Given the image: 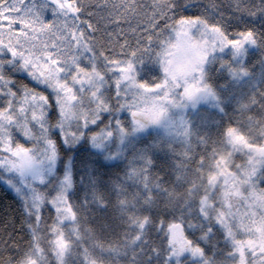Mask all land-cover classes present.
<instances>
[{
  "label": "snow or ice",
  "instance_id": "snow-or-ice-1",
  "mask_svg": "<svg viewBox=\"0 0 264 264\" xmlns=\"http://www.w3.org/2000/svg\"><path fill=\"white\" fill-rule=\"evenodd\" d=\"M242 2L236 0V12L253 20L264 17V0L255 6L241 7ZM148 3L151 10L143 13L147 18L143 27L149 33L143 41L147 47H141L142 40L138 37L136 49L123 53L125 58L117 59L106 54V45L95 35L100 28L90 18L104 21L105 29L116 25L115 32L107 33L111 41L114 36L124 33L120 27L122 20L129 21L141 15L140 0H0V96L7 98L0 107V182L7 184L24 202L26 225L31 234L28 251L19 258L0 261V264H40L44 260L41 240L45 230L50 236L48 244L60 264H64L65 255L81 239V209L87 208L90 202L104 206L91 166H86L81 177V183L87 179L86 187H91V201L87 194L80 204L73 199V158L63 160L60 143L53 133L60 135L66 149H76L84 143L105 161L121 160L127 149L134 148L139 139L137 134L143 132L137 116L145 94L151 93L154 99L179 110L180 114L172 115L167 123V135L175 131L188 143L189 121L184 114L189 107L184 101L188 86L170 83L166 69L164 78L152 85L137 80L135 63L144 60L140 53L154 56L163 64L162 56L171 38L164 35L155 41V45H160L159 49L153 47L152 33L160 21L165 23L167 33L178 34L181 29L190 30L192 34L197 31L195 37L207 52L206 62L197 70L193 86L203 91L206 100H219L207 78L206 65L213 53L231 47L236 54H246L249 45L264 49V32L255 26L248 27L247 21H241L245 24L244 31L229 33L223 13L221 19L210 22L204 16L173 15L179 7L177 0H148ZM49 13L51 18H47ZM85 16L89 19L83 18ZM235 19L240 20V16ZM140 27L137 19L135 27L130 25V31L136 34ZM161 31L163 33L164 29ZM107 47L110 48V44ZM124 47L127 42L121 45ZM223 65H227L232 76L242 79L249 88L264 86V63L258 75H252L241 61L231 64L223 61ZM6 69L25 73L49 89L51 100L48 95L21 85L22 95L17 104L18 94L12 90L16 82L6 74ZM113 84L115 106L111 98L105 96ZM251 102L255 103L254 97ZM216 106L220 107L219 103ZM54 108L57 117L53 123L48 113ZM220 111L224 112V109L220 107ZM104 112L113 116L127 113L130 128H126L120 118H115L101 132L89 133L90 126L96 125ZM259 123L264 125V121ZM14 129L30 144L17 141ZM251 132V126L247 131L229 126L223 134L221 147L212 148L208 157L210 162L206 164L203 156L196 161L194 171L199 184L195 180H186V164L178 165L177 183L190 185L185 189L186 198L180 215L160 219L154 224L149 215H136V203L120 199L121 211L129 213V226L137 230L127 243L137 245L140 242L143 253L147 230L155 227L166 244L163 250L151 249V255L147 257L150 264H217L201 245L215 247L219 242L217 234H220L230 249L227 256L231 264H264V188L260 187L264 182V127L260 129L259 140ZM113 144L117 145L114 151ZM145 152L141 150L137 157L145 162V166L132 168L127 175L138 182L143 193L142 196L137 193V203L150 209L157 198L171 201L177 199L178 194L176 188L167 186L161 177L149 178L148 167L152 161ZM237 153L246 158L245 164L234 162ZM183 155L186 161H191L187 152ZM58 167L63 168L62 174ZM241 206L245 208L243 212ZM47 207L53 208L55 213L51 224L44 218ZM136 256L133 248V264H139ZM89 264H97V261L92 259Z\"/></svg>",
  "mask_w": 264,
  "mask_h": 264
},
{
  "label": "trees",
  "instance_id": "trees-1",
  "mask_svg": "<svg viewBox=\"0 0 264 264\" xmlns=\"http://www.w3.org/2000/svg\"><path fill=\"white\" fill-rule=\"evenodd\" d=\"M118 2V0H115ZM179 7L173 15L195 18L204 16L210 22H215L223 19L229 25L228 32L235 33L245 30V24L241 21H247L248 27L255 26L261 32H264V17H257L255 20L246 15H241L235 11L237 7L236 0H177ZM260 3V0H243L241 7L255 6ZM141 15L138 18H130L129 21H121L120 27L124 33L120 36H114L111 41L107 36L108 32H115L116 25H109L105 29L104 21L97 22L96 17H91L92 22L100 28V32L95 33L100 43L105 44L106 54L112 55L114 58H125L123 53L130 52L136 49V40L138 37L142 40L141 47H147V33L143 27L147 18L143 15L144 12L151 10V5L148 0H140ZM47 18L50 13L46 14ZM240 16V20L235 17ZM89 19V17H83ZM139 19L141 27L136 34L130 31V25L135 27ZM171 23V21H168ZM162 29L164 32L162 33ZM171 31L167 33L166 25L160 21L159 27L155 28L153 35V47L159 49L160 45L156 44L157 39H162L164 35L169 36ZM143 33V36L140 34ZM230 38H234L230 35ZM127 42V47L121 48V45ZM110 44V48L107 45ZM119 53V55H117ZM143 56V63H135L138 68L140 82H147L152 85L165 76L160 62L154 56L140 53ZM264 56V49L256 46L251 47L246 55L244 65L249 72L255 73ZM230 59V54L227 55ZM225 58V57H224ZM206 69L208 71V82L212 85L219 100L200 102L195 108L191 106L184 110L186 119L191 122L188 131L190 136L188 143L177 133L173 132L176 137L171 140L167 136H163L161 132L150 133L147 136L141 137L135 142L134 148H129L123 159L118 161H105L102 156L96 154V150L91 149L89 144L82 143L76 149H66L58 136L56 140L60 143V152L63 160L68 156L73 158V172L75 187V195L73 199L77 204H80L87 194L91 201V187L88 185L87 179L81 183V177L84 175L86 166H91L93 175L96 178V188L99 194L104 198V206H96L89 203L87 208H82L80 211V233L81 239L77 241L69 254L64 257V264H89V261L94 259L97 264H133L132 250L136 249V260L139 264H150L147 257L151 255L153 247L163 250L166 244L161 233L155 228L147 230L146 241L143 244L144 252H140V242L137 245L127 243L132 236L135 235L136 229L129 226L127 216L129 213L122 212L119 206L120 199H127L132 203H136V215H149L154 224H157L160 219L168 220L173 216L180 215V209L183 206L185 189L190 185L186 182L177 183L175 177L178 174L177 168L181 163L186 164L185 175L187 181L195 180L200 183L194 169L196 161L202 156L205 158V163L210 161L208 157L211 154L212 148H220L223 141V134L229 126L240 127L247 131L252 127L251 135L260 139V129L264 127L260 121H264V86L258 89H251L245 86V83L234 81L228 68H222V60L218 58L214 60L209 57ZM6 74L11 77L16 83L12 85L13 91L19 95L21 93V85H27L28 88L35 92H40L48 95L51 100L50 92L34 83L24 73L8 71ZM107 96L113 99V88H109ZM255 98V103H252V98ZM6 97L0 96V107H3L6 102ZM114 100V99H113ZM113 104V101H111ZM54 104V101H52ZM224 112L220 111V107ZM247 105V107H244ZM192 109H195L193 111ZM178 116L180 113L173 110ZM179 111V110H178ZM107 116L110 113L106 112ZM105 113H102L99 122L95 127H90L89 132L96 131L103 124ZM57 115L55 108L51 111V117ZM249 117L252 120H249ZM255 122V123H254ZM160 131H164L162 128ZM171 138V137H169ZM141 150H146L145 155L151 159L152 163L148 167V175L150 179L161 177L166 185L175 187L178 198L167 201L162 198H157L156 204L146 209L142 204L137 203L139 197L143 195L140 186L136 180L129 179L128 173L132 168L139 169L145 166V162L138 159ZM187 152L191 157V161H186L184 153ZM235 163L245 164L246 159L241 153L234 155ZM231 170V169H230ZM63 168L59 167L58 172L62 173ZM264 188V182L260 184ZM245 210L244 206L240 207V211ZM44 218L48 224L52 223L54 212L51 208L45 210ZM27 217L24 210V202L20 197L9 189L3 182H0V261H6L8 258H19L29 250V241L31 234L26 225ZM191 235V234H190ZM196 235H199L197 233ZM50 236L47 230L42 233L41 247L44 249V260L41 264H60L54 252H50L52 247L48 244ZM219 241L215 247L208 244H202L206 253L212 256L217 261V264H231L230 258L227 256L229 247L224 243L223 236L217 234ZM116 249L109 251L108 249Z\"/></svg>",
  "mask_w": 264,
  "mask_h": 264
},
{
  "label": "clouds",
  "instance_id": "clouds-1",
  "mask_svg": "<svg viewBox=\"0 0 264 264\" xmlns=\"http://www.w3.org/2000/svg\"><path fill=\"white\" fill-rule=\"evenodd\" d=\"M206 47L192 34L190 30L181 29L174 34L162 56V70L166 69V76L170 83L185 84L188 90L184 101L188 105H198L205 101L203 91L193 86L197 70L206 62ZM174 105L154 99L153 94L146 93L141 111L137 119L143 125V131L152 127L162 128L167 135V123L172 116Z\"/></svg>",
  "mask_w": 264,
  "mask_h": 264
},
{
  "label": "rangeland",
  "instance_id": "rangeland-1",
  "mask_svg": "<svg viewBox=\"0 0 264 264\" xmlns=\"http://www.w3.org/2000/svg\"><path fill=\"white\" fill-rule=\"evenodd\" d=\"M193 35L194 36H196V35H198V33H197V31L196 30H194L193 31ZM169 37L171 38V39H173L174 38V33H172V32H170V34H169ZM251 47H254V46H252V45H249L248 47H247V50H246V54H236L235 52H234V50L231 48V47H229V48H227V49H225L223 52H216V53H213L212 55H211V59L212 60H214V58L215 59H219V60H222V62L223 61H229V63L231 64V63H234L235 61H241L243 64H244V62H245V59H246V55H247V53H248V51H249V49L251 48ZM230 54V59H228L229 57H227V55H229ZM225 57V58H224ZM212 63L213 61H209V63ZM262 63H264V56H263V59H262V61H261V63H260V65H259V68L257 69V72H255V73H252V75H258L260 72H261V65H262ZM161 65V64H160ZM206 67H207V65H206ZM221 67L222 68H228V66L227 65H223V63H221ZM161 68H162V66H161ZM135 70H136V74H137V80L140 82V80H139V73H138V68H137V66L135 65ZM228 71H229V68H228ZM229 73L231 74V72L229 71ZM25 74V73H24ZM25 75H27V74H25ZM9 76V75H8ZM28 76V75H27ZM109 76H111V74H109ZM28 78H30V77H28ZM231 78L234 80V81H237V82H241V83H244V81L242 80V79H239V78H234L233 76H232V74H231ZM31 79V78H30ZM32 80V79H31ZM33 81V80H32ZM34 82V81H33ZM34 83H36V82H34ZM110 83H111V81H110ZM37 84V83H36ZM39 86H41V87H44L43 85H39ZM245 86H247V85H245ZM248 87V86H247ZM44 88H46V87H44ZM112 88H113V99H111V101H113V106H115V96H114V91H115V89H114V84H113V86H112ZM47 89V88H46ZM13 90V89H12ZM49 92H50V90L49 89H47ZM218 92L216 91V94H217ZM50 94H51V92H50ZM22 95V92L18 95V98H17V100L15 101L17 104L19 103V97ZM105 96L106 97H108L107 96V93L105 92ZM207 101H212V99L210 98V99H208V100H205V101H202V102H207ZM112 103V102H111ZM191 105H189V107H190ZM188 107V108H189ZM187 108V109H188ZM193 111H195V109H192ZM176 112H179L178 110H175ZM196 112V111H195ZM105 114V116H106V118H104V120H102L103 121V125L101 126V127H99V129L98 130H96V131H92V133H99V132H101V130H103L104 129V127H105V125H107V124H109V122L110 121H113L115 118H120L121 120H122V122H123V124H124V126L126 127V128H130V123H129V117L127 116V113H116V115L115 116H113L112 114H110V116H107V113L106 112H104ZM102 114V113H101ZM172 114H175V112L173 111L172 112ZM48 116H49V119L54 123L55 122V118L57 117V115H56V117L54 118V120H53V118L51 117V111L48 113ZM188 121H189V119H188ZM99 122V121H98ZM191 124V122L189 121V125ZM91 128L92 127H95V125H91L90 126ZM160 129L161 128H159V127H152V128H150V129H148L147 131H143L142 133H138L137 135L139 136V139L141 138V137H144V136H147L148 134H150V133H157V132H161L162 134H163V136H165V132L164 131H160ZM14 131V135H15V139L17 140V141H19V142H21V143H27V144H30V142H27L26 141V139L18 132V131H16L15 129L13 130ZM35 131H39V129L38 128H36L35 129ZM89 131V130H88ZM113 131L115 132V129L113 128ZM90 133V132H89ZM53 135H54V137H55V139H56V137H57V139H58V136H60L58 133H53ZM167 136V138L168 139H172L173 137H176V135H174V133H172V135H166ZM169 137H171V138H169ZM60 139H61V137H60ZM138 140V139H137ZM136 140V141H137ZM116 144H113L112 145V148H113V151L115 150V148H116ZM128 150V149H127ZM127 150H126V152H127ZM126 152H125V154H126ZM125 154H124V156H125ZM61 156H62V154H61ZM69 157H71V156H68V158ZM67 158V159H68ZM245 158V157H244ZM66 159V160H67ZM246 159V158H245ZM110 162H113V161H110ZM59 168V167H58ZM60 174H62L61 172H59ZM5 184V183H4ZM9 189H11L7 184H5ZM12 190V189H11ZM13 191V190H12ZM14 192V191H13ZM47 208H51V207H47ZM46 208V209H47ZM52 210H53V212H54V209L53 208H51ZM55 214V213H54ZM50 252H54L53 251V249L50 251ZM55 253V252H54ZM41 264V263H40Z\"/></svg>",
  "mask_w": 264,
  "mask_h": 264
}]
</instances>
